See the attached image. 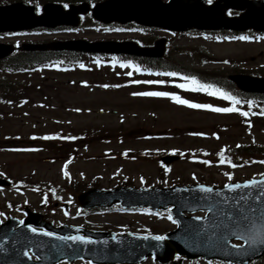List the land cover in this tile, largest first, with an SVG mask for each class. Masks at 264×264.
Instances as JSON below:
<instances>
[{
  "label": "rangeland",
  "instance_id": "rangeland-1",
  "mask_svg": "<svg viewBox=\"0 0 264 264\" xmlns=\"http://www.w3.org/2000/svg\"><path fill=\"white\" fill-rule=\"evenodd\" d=\"M206 38L181 35L172 38L169 45L170 59L189 69H222L225 73L264 67V39L254 43L237 41L216 44ZM252 73L255 72L244 74L254 75ZM11 80L21 85L31 81L35 86L39 84L38 80L42 81L35 79L33 82L32 79L21 78ZM71 80L86 81L89 87L88 84L86 87L71 85ZM140 81L142 80L124 87L128 83L126 79H118L105 72L58 75L47 78L42 85V93L31 97L32 103L27 108H19L11 117L8 115L10 110L0 109L1 114H4V120L0 123V170L13 178L33 176L52 183L58 189L54 191L57 202L55 208L49 206L51 213L48 210V218L54 220V223L74 222L81 225L84 222L88 227L101 229L128 226L134 231H144L148 227H156L154 231L171 229L165 220L145 218L148 216L143 213H136L135 217L120 216L118 219L107 216L101 221L90 215L73 217L72 214L76 211L75 197L62 192L65 179L58 173L60 163L71 146L65 152L63 147H59L56 157H52L48 153L51 151L47 152V149L27 150L17 154L12 153L13 148L4 141L7 138L39 136L59 130L67 133L89 127L100 128L101 133L105 134L102 139L106 140L87 146L83 151L88 159L76 160L70 164L69 170L71 177L78 181L99 177L100 185L104 189L115 186L123 174L136 186L141 182V177L147 185L156 184L158 164L152 157V152L189 149L212 151L223 146H233L235 143L264 145V127L249 128L235 117L171 105L166 101H155L151 96L141 98L138 94L146 92L147 87L140 84ZM118 151L125 152V157L111 156ZM135 152L142 153L135 157ZM193 165L183 158L174 163L167 183L171 184L172 180L192 182L193 173L197 179H205L206 174H221L218 169H227L216 168L211 163L204 169ZM235 169L239 171L236 173L238 180L246 179L264 174V162L242 164ZM221 175L224 177V174ZM18 193L19 195H15L9 189L0 191V206L7 201L26 200L32 209L41 212L45 208V205L40 206V195L30 191ZM63 204L68 205L67 211L71 209L69 217L61 212Z\"/></svg>",
  "mask_w": 264,
  "mask_h": 264
},
{
  "label": "snow or ice",
  "instance_id": "snow-or-ice-1",
  "mask_svg": "<svg viewBox=\"0 0 264 264\" xmlns=\"http://www.w3.org/2000/svg\"><path fill=\"white\" fill-rule=\"evenodd\" d=\"M208 3L211 4L212 0H208ZM65 8L68 7L67 4L64 5ZM231 14V13H230ZM107 31V30H106ZM120 31H123V29H120ZM241 39H247V37H241ZM169 75L175 76L177 75L176 73H169ZM185 80L191 79L192 81V87L190 90L192 91H206L208 92L210 95H218L220 98L224 99V100H228L230 101L232 104H237L239 103V101L234 97L229 95L227 92H222L220 89L218 88H214L212 85L210 84H200L194 77L189 78V77H184ZM179 87L181 88H185L187 89L188 86L185 84H181L179 85ZM138 95H144V96H167L169 95L168 93H164V92H145V93H139ZM174 99H176V101L180 104H184L187 105L190 108H210L212 111L214 112H221V113H229V112H234L236 111V109L234 107H222V108H214L210 105H206V104H197V103H190L188 100H182L179 97H173ZM243 115H247V113H242ZM52 137H44V139H51ZM222 155V154H221ZM204 163H208V161H204ZM233 167H235L236 165H232ZM2 175V174H0ZM65 175H67V173H65ZM229 179L231 180L232 177L229 176ZM258 186H264V181H259L257 182L255 179L250 180L245 182L243 185L237 183V184H228L226 185V187L229 189V191H236L238 189L241 188H249V187H258ZM201 190L204 192H211L212 189L211 188H203L201 187ZM264 197V190H261L259 192V195L257 197L258 202H262L260 200V198ZM241 200L245 199L244 196L240 197ZM253 213L255 211H257V209H252L251 210ZM0 215H3V213H0ZM170 220L172 219L171 216L168 217ZM196 219H201L200 217H197ZM249 218L248 216H242L240 219L234 220V223L240 227L243 226V231L241 233L238 234V237L242 240H245L247 243L249 244H255L256 240L254 238H252L251 236L247 235L248 229L246 225H243L244 221H247ZM260 219H264V215H262L260 217ZM173 223H177V221L172 220ZM24 221H20V224H23ZM32 232H36L35 228L31 229ZM44 235L47 236H51L53 235L52 233L49 232H44ZM166 237L162 236V235H157V236H153L152 239L157 240V241H163ZM62 239H72L73 241H80L82 243H94L91 240H86L83 236H74V237H62ZM144 239H148V237H144ZM261 243H264V239L260 240ZM232 247L235 248H239L240 246L233 244ZM25 255H27V253H25Z\"/></svg>",
  "mask_w": 264,
  "mask_h": 264
},
{
  "label": "water",
  "instance_id": "water-1",
  "mask_svg": "<svg viewBox=\"0 0 264 264\" xmlns=\"http://www.w3.org/2000/svg\"><path fill=\"white\" fill-rule=\"evenodd\" d=\"M257 20H259V21L264 23V17H262L261 14H257ZM224 224L227 225L228 223L224 222ZM243 230H244L243 228H240V232H242Z\"/></svg>",
  "mask_w": 264,
  "mask_h": 264
}]
</instances>
